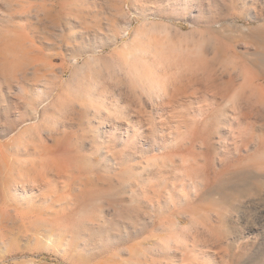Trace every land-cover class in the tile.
Segmentation results:
<instances>
[{
    "label": "rangeland",
    "instance_id": "rangeland-1",
    "mask_svg": "<svg viewBox=\"0 0 264 264\" xmlns=\"http://www.w3.org/2000/svg\"><path fill=\"white\" fill-rule=\"evenodd\" d=\"M0 264H264V0H0Z\"/></svg>",
    "mask_w": 264,
    "mask_h": 264
},
{
    "label": "bare ground",
    "instance_id": "bare-ground-1",
    "mask_svg": "<svg viewBox=\"0 0 264 264\" xmlns=\"http://www.w3.org/2000/svg\"><path fill=\"white\" fill-rule=\"evenodd\" d=\"M189 66V65H188ZM207 76V75H206ZM206 80H208V79H206ZM212 84V83H211ZM212 86V85H211ZM159 87H161V86H159ZM156 88V87H155ZM158 88V87H157ZM216 89V88H215ZM221 91V90H220ZM232 98V100L234 99V95L231 97Z\"/></svg>",
    "mask_w": 264,
    "mask_h": 264
}]
</instances>
